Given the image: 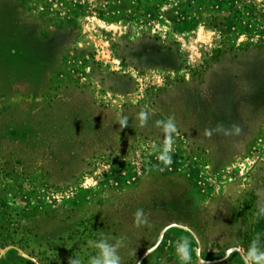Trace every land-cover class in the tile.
Returning a JSON list of instances; mask_svg holds the SVG:
<instances>
[{
    "label": "rangeland",
    "instance_id": "rangeland-1",
    "mask_svg": "<svg viewBox=\"0 0 264 264\" xmlns=\"http://www.w3.org/2000/svg\"><path fill=\"white\" fill-rule=\"evenodd\" d=\"M171 224L140 264L264 252V0H0V264H87L106 235L136 264Z\"/></svg>",
    "mask_w": 264,
    "mask_h": 264
},
{
    "label": "clouds",
    "instance_id": "clouds-1",
    "mask_svg": "<svg viewBox=\"0 0 264 264\" xmlns=\"http://www.w3.org/2000/svg\"><path fill=\"white\" fill-rule=\"evenodd\" d=\"M149 113L145 110H141L138 113L137 119L140 122V127H144L147 124ZM121 127L127 126V117L120 119ZM157 127H162L164 133V139L162 142V148L159 151L158 160L164 165H170L172 163L171 152L173 151V134L177 132L174 117L169 116L164 120H157L155 122ZM223 125L218 124L215 129H206L205 136H211L213 131L219 132L223 130ZM232 129L235 133L241 131L239 125H233ZM225 134H228L227 132ZM133 225L135 227H151L148 222L147 216L143 209H137L134 213ZM107 238H101L99 240H89L90 247L96 250V254L89 257L87 264H122L121 256L119 255V249L124 246L125 237H111L106 235ZM101 237H105L101 233ZM114 240V243L110 241ZM176 244V256L181 264H190L192 259L190 243L186 238H180ZM240 252L243 264H264V252H260L259 255L251 246L248 248L247 253L242 252L239 248L235 249ZM68 264H82L81 260L76 258H70Z\"/></svg>",
    "mask_w": 264,
    "mask_h": 264
},
{
    "label": "water",
    "instance_id": "water-1",
    "mask_svg": "<svg viewBox=\"0 0 264 264\" xmlns=\"http://www.w3.org/2000/svg\"><path fill=\"white\" fill-rule=\"evenodd\" d=\"M171 227H181V226H177V225H175V224H171V225H168V226L164 227V228L160 231L156 243H155L151 248H149L147 251H145V253H143V255H141V257L138 259V261L136 262V264H140L141 261L147 256V254H149L153 249H155V248L157 247V245H158L159 242L161 241V239H162L164 233H165L169 228H171ZM184 229H185V228H184ZM232 251H235V249H234V248H231V249H229L226 253L229 254V253L232 252ZM196 254L199 256V251H198V250L196 251Z\"/></svg>",
    "mask_w": 264,
    "mask_h": 264
}]
</instances>
